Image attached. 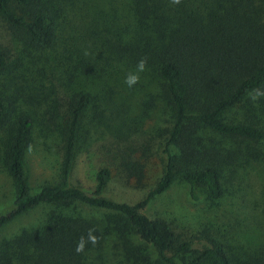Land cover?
I'll use <instances>...</instances> for the list:
<instances>
[{
  "label": "rangeland",
  "instance_id": "374dc122",
  "mask_svg": "<svg viewBox=\"0 0 264 264\" xmlns=\"http://www.w3.org/2000/svg\"><path fill=\"white\" fill-rule=\"evenodd\" d=\"M30 10L43 14L53 32L51 43L31 46L14 36L0 20V98L5 114L0 120V215L12 207L14 188L4 167L5 150L13 124L21 113L32 124L24 165L29 189L35 193L57 180L67 107L76 93L90 102L82 115L70 185L91 191L98 168L110 170L103 197L134 205L145 198L160 179L166 158L163 147L171 126V108L158 77L160 46L167 42L174 22L170 14L194 2L173 4L163 0L141 16L130 0H31ZM14 14L21 9L10 4ZM170 9V13L168 12ZM171 23H173L171 25ZM147 60L140 82L128 87L125 77ZM243 118L264 127V98L250 102ZM228 119H240L243 112ZM239 116V117H238ZM246 120V121H247ZM264 130V129H263ZM192 145H215L222 161L223 195L210 200L202 188L175 179L163 193L150 199L140 212L166 223L176 242H220L233 263L264 256V140L259 143L214 136L195 130ZM185 147V142L182 143ZM178 163V147L171 149ZM96 229L99 243L75 248L81 236ZM70 249L65 252L60 244ZM147 247L119 215L78 202L39 205L0 228V264H37L51 253L77 264L157 263Z\"/></svg>",
  "mask_w": 264,
  "mask_h": 264
},
{
  "label": "trees",
  "instance_id": "16d2710c",
  "mask_svg": "<svg viewBox=\"0 0 264 264\" xmlns=\"http://www.w3.org/2000/svg\"><path fill=\"white\" fill-rule=\"evenodd\" d=\"M130 1L141 16H148L152 8L159 9L164 3L163 0ZM186 1L194 2L190 11L183 7L177 16L170 14L163 20L165 25L173 21L174 28L167 42L160 46L157 73L172 116L163 147L165 168L155 186L143 200L129 205L103 197V189L110 178V170L106 167L95 171L91 191L70 185L82 115L90 102L86 93H76L67 107L57 180L42 185L35 193L29 189L24 165L32 121L26 113L16 117L4 157L5 172L14 188V200L12 207L0 215V228L39 205L78 202L119 215L147 245L138 251L139 256L151 250L156 262L163 264H236L217 240L206 237V242H176L166 223L149 219L140 212L175 179L189 187L193 199L195 188H202L210 200L222 197V161L218 159L215 145L191 144L197 140L192 139L195 130L205 129L214 136L253 143L264 140V127L243 118L245 112L251 113L249 93L254 89L264 90V0ZM10 4L19 6L20 13L14 14ZM31 5V0H0V20L14 36L31 46L43 48L51 43L53 32L43 14L30 10ZM4 68L5 60L0 52V72ZM259 110L264 111V107ZM234 111L243 112L242 118L229 120L228 115ZM4 114L5 106L0 98V120ZM183 142L187 146L184 147ZM175 146L179 148L182 163L171 155ZM60 246L65 252L70 251L67 243ZM37 264L77 263L51 253ZM240 264H264V256L249 258Z\"/></svg>",
  "mask_w": 264,
  "mask_h": 264
},
{
  "label": "clouds",
  "instance_id": "9594fccd",
  "mask_svg": "<svg viewBox=\"0 0 264 264\" xmlns=\"http://www.w3.org/2000/svg\"><path fill=\"white\" fill-rule=\"evenodd\" d=\"M171 3L178 5L181 3V0H171ZM146 70H147V60H146V58H141L137 62L136 71L130 72L125 77L124 83L128 87L135 86L136 84H138L140 82L139 73H142ZM261 97H264V90L254 89V90H252L251 93H249V98L254 102L259 100ZM95 231H96V229H94V228L89 229L86 238L84 236L80 237L79 241L77 242L76 248H75L76 253H78V254L83 253L85 250L86 243H91L93 246H95L96 244L99 243L100 238L97 235H95Z\"/></svg>",
  "mask_w": 264,
  "mask_h": 264
}]
</instances>
